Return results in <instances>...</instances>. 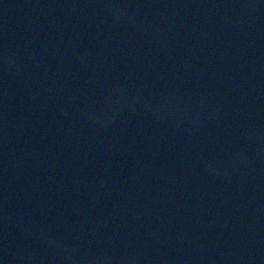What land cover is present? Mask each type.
I'll return each instance as SVG.
<instances>
[{
	"label": "water",
	"instance_id": "water-1",
	"mask_svg": "<svg viewBox=\"0 0 264 264\" xmlns=\"http://www.w3.org/2000/svg\"><path fill=\"white\" fill-rule=\"evenodd\" d=\"M0 264H264V0H0Z\"/></svg>",
	"mask_w": 264,
	"mask_h": 264
}]
</instances>
